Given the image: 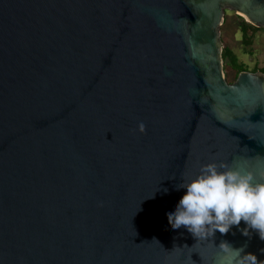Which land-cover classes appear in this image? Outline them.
<instances>
[{
    "label": "water",
    "instance_id": "95a60500",
    "mask_svg": "<svg viewBox=\"0 0 264 264\" xmlns=\"http://www.w3.org/2000/svg\"><path fill=\"white\" fill-rule=\"evenodd\" d=\"M226 11L264 27V0H0V264H218L222 240L264 264L243 220L168 216L208 163L264 180V73L226 79Z\"/></svg>",
    "mask_w": 264,
    "mask_h": 264
},
{
    "label": "clouds",
    "instance_id": "9594fccd",
    "mask_svg": "<svg viewBox=\"0 0 264 264\" xmlns=\"http://www.w3.org/2000/svg\"><path fill=\"white\" fill-rule=\"evenodd\" d=\"M143 127V125H141ZM264 176V172L260 173ZM176 188H186L175 207L168 209L173 229L186 228L195 237L228 233L239 226L245 236L253 230L264 239V180H258L253 171L211 162L200 172ZM168 189L165 188L164 191ZM219 247L227 253L218 264H257L258 257L246 252L247 245L234 247L222 240Z\"/></svg>",
    "mask_w": 264,
    "mask_h": 264
},
{
    "label": "rangeland",
    "instance_id": "374dc122",
    "mask_svg": "<svg viewBox=\"0 0 264 264\" xmlns=\"http://www.w3.org/2000/svg\"><path fill=\"white\" fill-rule=\"evenodd\" d=\"M244 19H247L241 14L234 11H226L225 20L221 28L223 47H230L238 56L239 62L243 63L250 71L255 66L264 68V27L254 26L256 29L250 31L249 35L252 38L251 44L247 45L243 41V34L239 24ZM226 79L231 82L235 80V71L231 68L224 70Z\"/></svg>",
    "mask_w": 264,
    "mask_h": 264
},
{
    "label": "trees",
    "instance_id": "16d2710c",
    "mask_svg": "<svg viewBox=\"0 0 264 264\" xmlns=\"http://www.w3.org/2000/svg\"><path fill=\"white\" fill-rule=\"evenodd\" d=\"M239 27L243 34L244 43H246L247 45H250L252 38L249 35V32L254 31L256 28L251 23L246 22L244 19H242V22H240ZM222 58L224 61V70L227 68H231L233 71H235L236 73L234 77L235 80L241 71H249L248 68L243 63L239 62L238 56L228 46L223 47ZM250 71L252 72L261 71L264 73V68L260 69L255 66ZM231 82H233V80Z\"/></svg>",
    "mask_w": 264,
    "mask_h": 264
}]
</instances>
